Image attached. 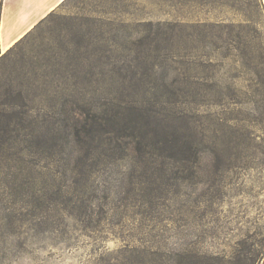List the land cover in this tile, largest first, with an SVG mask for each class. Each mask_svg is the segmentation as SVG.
<instances>
[{
    "label": "rangeland",
    "instance_id": "rangeland-1",
    "mask_svg": "<svg viewBox=\"0 0 264 264\" xmlns=\"http://www.w3.org/2000/svg\"><path fill=\"white\" fill-rule=\"evenodd\" d=\"M5 53L0 103L31 133L24 166L0 167V264H264L260 0H66ZM149 64L156 96L124 91ZM123 94L180 115L197 156L154 174L83 164L73 178L67 128L83 133Z\"/></svg>",
    "mask_w": 264,
    "mask_h": 264
},
{
    "label": "trees",
    "instance_id": "trees-1",
    "mask_svg": "<svg viewBox=\"0 0 264 264\" xmlns=\"http://www.w3.org/2000/svg\"><path fill=\"white\" fill-rule=\"evenodd\" d=\"M148 45L149 48L144 53L147 58L151 56L148 49L158 51L162 44L160 38L156 37ZM153 69V64H149L144 74L123 76L120 85L128 93L134 94L133 90L136 92L142 90L144 93L151 91L150 95L154 97L157 91L154 92L153 88H150ZM123 96L124 99L110 108L103 117L91 115L87 119V128L83 133L76 123L67 128L68 137L62 148L63 151L64 148H68V157L61 160L70 161L67 162L70 167L71 163L73 164L71 171L73 178L76 176L75 167L83 164L92 166L107 162L110 166H117L124 162L122 165L130 171L140 170L137 169L140 167L154 174L158 168L160 171L163 169L164 161L174 166H185L192 156H197L199 151L197 136L193 130L188 129L184 120L181 123L177 122L182 120L180 115L168 116L162 114L160 110L143 109L139 105H133L136 103L133 95ZM128 98L132 101H128ZM19 113L22 112L16 111L11 102L0 103V167H6L12 162L19 164L17 166H24L21 162L25 161L24 157L27 155L25 138L31 132L22 124ZM86 140L90 142L87 146ZM99 149L101 152L96 156ZM87 177H90L89 174Z\"/></svg>",
    "mask_w": 264,
    "mask_h": 264
},
{
    "label": "crops",
    "instance_id": "crops-1",
    "mask_svg": "<svg viewBox=\"0 0 264 264\" xmlns=\"http://www.w3.org/2000/svg\"><path fill=\"white\" fill-rule=\"evenodd\" d=\"M65 0H0V57ZM264 10V0H260Z\"/></svg>",
    "mask_w": 264,
    "mask_h": 264
}]
</instances>
